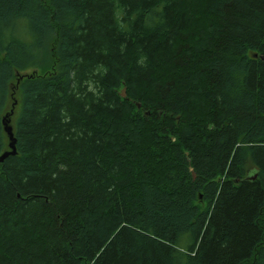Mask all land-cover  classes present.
I'll list each match as a JSON object with an SVG mask.
<instances>
[{
  "label": "trees",
  "instance_id": "obj_1",
  "mask_svg": "<svg viewBox=\"0 0 264 264\" xmlns=\"http://www.w3.org/2000/svg\"><path fill=\"white\" fill-rule=\"evenodd\" d=\"M13 113L0 264H264V0H0Z\"/></svg>",
  "mask_w": 264,
  "mask_h": 264
},
{
  "label": "water",
  "instance_id": "obj_2",
  "mask_svg": "<svg viewBox=\"0 0 264 264\" xmlns=\"http://www.w3.org/2000/svg\"><path fill=\"white\" fill-rule=\"evenodd\" d=\"M122 97H125L124 91H122L121 94ZM8 116H6L3 119V129H4V133L6 134L7 138H8V148L9 151L3 153L0 156V162H2L6 157H8L9 155H15L16 154V150H15V139L13 136V130L12 127L9 125V120L7 119Z\"/></svg>",
  "mask_w": 264,
  "mask_h": 264
},
{
  "label": "rangeland",
  "instance_id": "obj_3",
  "mask_svg": "<svg viewBox=\"0 0 264 264\" xmlns=\"http://www.w3.org/2000/svg\"><path fill=\"white\" fill-rule=\"evenodd\" d=\"M17 112V107H16V109H15V113ZM10 118V119H9ZM14 118H15V115H14V113L12 114V116L10 115V116H8V120H9V125L11 124V122H13L14 121ZM11 126V125H10ZM12 127V126H11Z\"/></svg>",
  "mask_w": 264,
  "mask_h": 264
}]
</instances>
